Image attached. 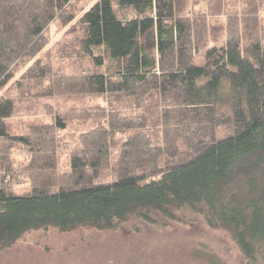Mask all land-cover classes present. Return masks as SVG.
<instances>
[{
	"label": "trees",
	"instance_id": "16d2710c",
	"mask_svg": "<svg viewBox=\"0 0 264 264\" xmlns=\"http://www.w3.org/2000/svg\"><path fill=\"white\" fill-rule=\"evenodd\" d=\"M81 2L0 0V252L185 212L264 264V0Z\"/></svg>",
	"mask_w": 264,
	"mask_h": 264
},
{
	"label": "rangeland",
	"instance_id": "374dc122",
	"mask_svg": "<svg viewBox=\"0 0 264 264\" xmlns=\"http://www.w3.org/2000/svg\"><path fill=\"white\" fill-rule=\"evenodd\" d=\"M95 1L82 0L80 6ZM64 33L55 31L54 40ZM32 66L23 69L34 77ZM179 217L183 220L157 217L151 225L133 221L118 231L30 232L0 252V264H245L228 234L210 229L196 215ZM199 253L209 258L195 256Z\"/></svg>",
	"mask_w": 264,
	"mask_h": 264
}]
</instances>
